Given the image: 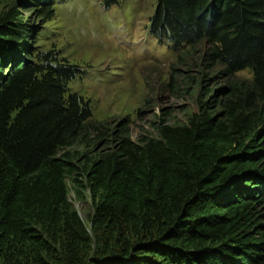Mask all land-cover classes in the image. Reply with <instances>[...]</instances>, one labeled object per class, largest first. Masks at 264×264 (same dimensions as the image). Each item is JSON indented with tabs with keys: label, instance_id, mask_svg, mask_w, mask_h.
I'll return each instance as SVG.
<instances>
[{
	"label": "trees",
	"instance_id": "obj_1",
	"mask_svg": "<svg viewBox=\"0 0 264 264\" xmlns=\"http://www.w3.org/2000/svg\"><path fill=\"white\" fill-rule=\"evenodd\" d=\"M54 15L0 0V264H264V0L157 1L152 34L189 48L172 78L193 90L196 69L203 92L136 141L71 92L80 66L37 50Z\"/></svg>",
	"mask_w": 264,
	"mask_h": 264
},
{
	"label": "rangeland",
	"instance_id": "obj_2",
	"mask_svg": "<svg viewBox=\"0 0 264 264\" xmlns=\"http://www.w3.org/2000/svg\"><path fill=\"white\" fill-rule=\"evenodd\" d=\"M157 1L119 0L106 8L102 0H55V15L35 38L37 50L56 45L61 59L81 67L82 76L71 83L70 90L90 102L94 119L115 126L130 123L135 141L144 134L156 136L159 118L186 123L198 112L196 100L203 92L196 69L190 72L195 79L193 90L172 78V63L189 48L176 51L174 43L152 34ZM222 70L208 71L217 76ZM238 75L252 78L248 70ZM228 79L223 75L208 85L219 89ZM70 196L87 221L92 212L90 199L78 201L73 190Z\"/></svg>",
	"mask_w": 264,
	"mask_h": 264
},
{
	"label": "clouds",
	"instance_id": "obj_3",
	"mask_svg": "<svg viewBox=\"0 0 264 264\" xmlns=\"http://www.w3.org/2000/svg\"><path fill=\"white\" fill-rule=\"evenodd\" d=\"M40 29V28H39Z\"/></svg>",
	"mask_w": 264,
	"mask_h": 264
}]
</instances>
